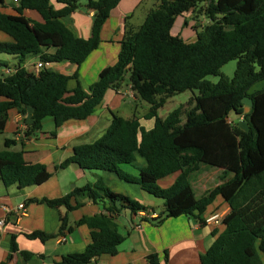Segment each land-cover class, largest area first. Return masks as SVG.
I'll return each instance as SVG.
<instances>
[{"label": "trees", "instance_id": "16d2710c", "mask_svg": "<svg viewBox=\"0 0 264 264\" xmlns=\"http://www.w3.org/2000/svg\"><path fill=\"white\" fill-rule=\"evenodd\" d=\"M81 1L18 0L17 14L7 15L0 0V31L12 40L0 42V56L18 59L14 69L0 61V69L13 70L0 74V136L14 110L23 115L31 110L28 136L41 131L47 118L54 120L56 129L71 120L85 121L101 106L108 90L118 91L127 80L134 95L149 105L143 119L154 120V127L146 130L136 116L126 119L113 113L105 133L93 143L76 146L59 169L76 164L84 171L109 172L162 199L165 212L144 220L156 227L180 217L206 224L202 215L220 197L230 212L223 219V231L214 232V243L200 257L201 264H264V89L251 92L264 81V0H155L138 30L126 31L116 64L103 69L88 92L79 83L68 90L69 81H78L77 73L68 76L43 67L36 75L24 66L36 57L43 65L69 62L80 67L98 49L102 28L122 0H86L93 12L88 39L77 37L63 21L79 10ZM54 3L63 8L57 10ZM26 10L39 14L42 22L27 18ZM187 13L208 21L206 26H195L192 43L172 34L177 19ZM235 60L237 68L229 79L221 69ZM209 76L220 80L214 84L207 80ZM187 91L198 95L166 118L159 116L169 99ZM245 97L253 101L248 112L242 102ZM232 114L238 119L230 123ZM241 120L250 132L238 127ZM15 144L14 139H6L5 149L0 150L4 187L23 190L46 183L51 178L47 167L27 163L23 152L10 150ZM137 156L147 165L134 177L122 166L133 165ZM201 166L221 169L222 183L198 198L191 176ZM176 173L179 177L171 187L159 185ZM87 202L101 204L107 214L76 222V227L89 228L91 242L82 253L68 254L55 264H90L103 255L116 256L125 237L113 214L126 208L135 215L149 212L140 202L112 192L101 179L61 198L30 199L27 204L65 207L58 233L63 236L68 214ZM26 237L45 243L57 236L35 231ZM10 243L11 253L17 252L16 236ZM147 263L161 264L160 256L149 255Z\"/></svg>", "mask_w": 264, "mask_h": 264}, {"label": "crops", "instance_id": "0c3cea01", "mask_svg": "<svg viewBox=\"0 0 264 264\" xmlns=\"http://www.w3.org/2000/svg\"><path fill=\"white\" fill-rule=\"evenodd\" d=\"M154 2L155 0H122L102 28L100 46L80 67L69 62L46 64L44 67L68 76L77 73L78 81H69L68 90L72 91L79 83L83 90L88 92L90 86L99 80L102 70L116 64L121 47L120 42L126 31L138 30L153 8ZM86 5L87 1L82 0L81 9L63 19L65 25L82 39L90 38L93 24V12L87 9ZM54 6L57 10L63 8L57 3H54ZM15 8L14 0H4L1 11L7 15H16ZM24 15L33 21L42 22L39 14L34 11L26 10ZM198 21L200 19H196L194 14L187 13L177 19L172 34L184 39L188 35L187 28ZM11 41L9 36L0 31V42ZM14 58L18 64V59ZM36 59L35 62L27 60L24 65L31 73L40 62L39 58ZM0 61L6 62L9 68H16L17 64L11 66L7 61L2 60L1 56ZM4 69H0V74H3ZM119 88L118 91L108 90L101 106L87 120H71L56 129L54 120L47 118L43 121L42 130L33 136L26 134L31 110H28L25 115L15 110L10 112L5 132L0 136V150L5 149L6 139H14L16 144L10 150L23 152L25 161L29 164H44L51 178L43 185L23 190H19L16 186L5 188L0 180V220L4 221V224L0 226V264H55L68 254L82 253L91 242L90 230L85 225L76 227L75 223L83 217L107 214L101 204L87 202L84 207L70 212L68 229L71 228L72 231L67 229L65 235L59 236L61 218L67 213L65 207L52 209L46 205L27 204V201L44 198L58 199L68 195L75 188H82L89 183L94 184L99 179L112 192L140 202L149 209V212L147 214L140 212L135 215L126 208L113 214L115 223L125 237V241L119 247V253L116 256L103 255L90 264H148L147 257L154 253L160 256L161 264H201L200 257L214 243L216 239L214 232L223 231L222 224L217 227L209 224L201 225L193 218L180 217L169 219L160 227H156L144 220L157 218L160 213L165 212L166 207L162 199L155 198L144 192L138 185L124 182L109 172L84 171L76 164L59 169L65 160L74 155L76 146L93 143L105 133L111 123L112 114L121 116L120 112L127 100L137 106L140 104V100L135 95L133 98L124 97L123 93L129 89L127 80L122 82ZM246 111L248 112L249 108ZM129 116L130 114L126 116L127 118L121 117L132 118ZM232 116L233 114L229 119H232ZM141 118L140 123L146 130L154 127V120H145L144 116ZM237 119L236 116V121ZM88 140L91 142L87 143ZM146 165V161L137 156L133 165H124L122 168L128 174L138 177L139 169ZM179 174L176 173L160 180L159 185L163 189L171 187ZM221 176V169L201 166L191 176L196 196L199 198L219 186L222 183ZM23 204L25 212L22 214L19 213L18 208ZM108 207L109 205L106 206ZM229 212V205L218 197L202 215V218L206 220L213 214H220L224 219ZM35 231H42L57 237L45 243L26 237L27 234ZM11 236H16L19 247V250L14 253L10 250ZM61 237L66 240L61 242ZM166 251L167 261L165 260ZM23 252L28 257L23 256Z\"/></svg>", "mask_w": 264, "mask_h": 264}, {"label": "rangeland", "instance_id": "374dc122", "mask_svg": "<svg viewBox=\"0 0 264 264\" xmlns=\"http://www.w3.org/2000/svg\"><path fill=\"white\" fill-rule=\"evenodd\" d=\"M80 9H81V6H80L79 10ZM197 18H199L201 22L200 21H198V23L194 22V24L191 27H188L186 30L188 35H187V37H184L183 40L188 41L190 43L194 42L196 40V36L194 34L195 33V31H194L195 26H197V25L206 26L208 24L207 19H205L203 16H199ZM1 59L4 61H7L11 66L17 64V60L13 56L1 55ZM29 60H33L35 62L37 59H36V57H33V58H30ZM236 68H237V61L236 60L231 61L221 69V73L224 76L228 77L229 79H232L234 77V73L236 71ZM207 80L216 84L219 82L220 77L219 76H209V77H207ZM262 89H264V81L253 86V88L251 89V92L260 91ZM194 95H198V91H187L185 93L174 96L173 98L168 100L167 104L162 109L159 110V116L161 118H166L171 112H173L174 110H176L180 106L187 105V103L190 101V99ZM139 102H140V104L137 106L132 101L127 100L126 103L123 105V108H122V111L120 112V115L124 116V117H126V116L128 117V115L130 114L129 117L133 118L135 115L137 118L142 119L141 117L144 116L148 112L149 105L146 102L141 101V100ZM246 109H248V108H246ZM231 118L233 119V120L229 119L231 122H236V115H233ZM90 142H91V140H88L87 143H90ZM93 172L96 173V172H100V171H93ZM191 179H193V177H191Z\"/></svg>", "mask_w": 264, "mask_h": 264}, {"label": "built area", "instance_id": "2783aa9c", "mask_svg": "<svg viewBox=\"0 0 264 264\" xmlns=\"http://www.w3.org/2000/svg\"><path fill=\"white\" fill-rule=\"evenodd\" d=\"M14 3L17 5L18 4V0H14ZM44 65L43 63L40 61L35 69H34V74L38 75L41 70L43 69ZM5 74L9 75L11 73H13V70L12 69H6L4 71ZM124 97L125 98H133L134 97V92L132 91L131 87L129 86V89L128 91H126L125 93H123ZM230 123H232L230 120H229ZM18 211L19 213H24L25 212V205H20L19 208H18ZM223 222V218L220 214H213L211 215L209 218L206 219V224H209V225H212V226H219L221 225ZM4 224V221L3 220H0V226H2ZM66 239L64 237H61L60 238V241L63 242L65 241Z\"/></svg>", "mask_w": 264, "mask_h": 264}, {"label": "water", "instance_id": "95a60500", "mask_svg": "<svg viewBox=\"0 0 264 264\" xmlns=\"http://www.w3.org/2000/svg\"><path fill=\"white\" fill-rule=\"evenodd\" d=\"M243 104L245 105V107L251 109L253 107V101L252 99H250L249 97H245L243 100H242ZM238 127L244 131V132H250V128H249V125L247 124L246 121L244 120H241L238 124Z\"/></svg>", "mask_w": 264, "mask_h": 264}]
</instances>
